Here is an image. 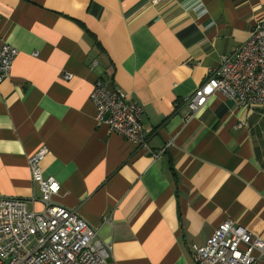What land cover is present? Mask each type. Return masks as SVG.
I'll return each mask as SVG.
<instances>
[{"label":"crops","instance_id":"0c3cea01","mask_svg":"<svg viewBox=\"0 0 264 264\" xmlns=\"http://www.w3.org/2000/svg\"><path fill=\"white\" fill-rule=\"evenodd\" d=\"M258 24L264 0H0L19 51L0 85V196L43 210L28 161L47 147L54 202L117 264H197L192 247L227 220L264 242V106L217 94L189 121L178 107ZM99 79L143 107L151 153L98 125Z\"/></svg>","mask_w":264,"mask_h":264},{"label":"built area","instance_id":"2783aa9c","mask_svg":"<svg viewBox=\"0 0 264 264\" xmlns=\"http://www.w3.org/2000/svg\"><path fill=\"white\" fill-rule=\"evenodd\" d=\"M164 0H150L159 5ZM18 49L0 38V85L10 78ZM96 65V62L94 63ZM69 81L72 75L62 77ZM217 94L235 100L239 107L264 106V27L258 24L235 53L224 57L212 77L178 107H187L186 120L196 115ZM98 125L123 137L139 149L150 152L148 134L143 126V107L130 94L111 90L97 80L91 93ZM49 151L43 147L28 163L43 204L42 211H30L28 201L0 196V264H117L111 245L76 210L54 202L61 185L45 177L43 162ZM157 157L156 154H152ZM197 264H255L256 252L264 254V242L231 220L223 222L204 246H193Z\"/></svg>","mask_w":264,"mask_h":264}]
</instances>
